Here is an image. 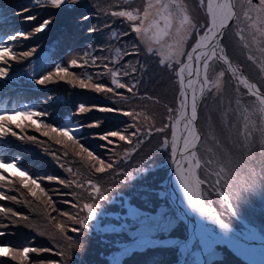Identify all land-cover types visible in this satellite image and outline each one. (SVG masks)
Returning <instances> with one entry per match:
<instances>
[{"label": "trees", "instance_id": "trees-1", "mask_svg": "<svg viewBox=\"0 0 264 264\" xmlns=\"http://www.w3.org/2000/svg\"><path fill=\"white\" fill-rule=\"evenodd\" d=\"M167 1L172 5V0ZM99 2L101 1L84 0L83 5L80 2L76 3L75 11L62 8L45 10L44 14L51 20V23L44 31L36 33V37L31 38V40L27 39L26 43L34 44L25 47L36 48L41 46L39 48L41 50L46 44L50 46L41 70L56 61L61 53L67 52L75 46H80L79 49L82 54L90 51L85 46L86 44L101 46L115 33V26L118 30L120 29L117 20L113 24L112 30L110 28L111 21H107L104 27L97 30L98 33L95 30L88 31L85 20L92 17L89 8L99 4ZM108 2L111 3L112 1ZM24 5L27 6L23 7ZM37 8L36 0H0V38L6 33L10 35L9 32L14 29H18L19 32L30 33L33 23L36 21L38 23L39 17H41L40 13L36 11ZM22 10L27 11L21 13ZM143 10L142 6L139 11L141 16ZM24 14L26 15L21 17ZM29 15H33L32 17L35 19L23 21V18ZM103 16L105 17V14ZM155 21H151L149 18L147 24L149 22V24L155 23L159 27L162 26L161 21ZM136 24L139 25V21ZM93 25L94 23L89 28ZM77 27L75 35L72 36L71 33ZM85 35H88L89 42L85 40ZM137 38L136 36L134 39L135 46L146 57L154 58L158 65L161 64V59L167 63L169 53L159 55L156 50L149 53L146 44L155 39L142 45L139 38L140 43L137 41ZM20 44L22 42L16 41L18 50H21V47L24 48ZM34 54L32 53L30 56ZM170 55L172 56L173 53ZM70 59L73 57L69 58L68 61ZM68 61L61 66L66 67L73 75L80 78L85 77L84 73L76 74L69 67ZM77 62L79 61L77 60ZM82 71H86L85 67ZM50 72L54 73L55 68ZM146 76L139 84L132 82L137 85L133 89L135 95L128 92L127 88L116 90L117 93H122L126 100H118V96H113L111 93L80 90L67 82L71 78L68 76L63 81L53 77V80L45 85H39L36 81H34V86L13 81L11 84L0 87L10 106H14L13 109L22 111L24 106H32V111L46 113L42 117H34L39 123H47L53 127H59L66 119L80 123L83 127H81L79 139L83 146H87L86 148L93 151L98 159L104 160L105 164L111 163L112 165L103 173L95 172L97 166L95 161L88 162L80 155L74 154L75 148L78 146L69 144V147L65 148L63 145L56 144L53 140L37 132L30 121L25 120L29 124L25 126H28L29 130L33 132L36 140L30 142L29 146L18 147L15 155L21 157L23 166L28 170L31 177L37 179L41 187L45 188L48 195L36 199L28 194V190L22 187L20 182L10 189L9 195L15 196L16 201L8 200L7 204L19 211V217L14 220L15 223L11 222L4 225L2 230L7 234L0 236V244H5L17 251L22 250L23 247L36 248L37 252L29 253L26 264H41L40 262L44 259H46L44 264H108L109 255L114 250L136 238L137 235L134 237L133 233L129 232L130 229L143 227L146 233L154 229L144 224L148 218L146 214H154L162 206H165L166 209H172L165 194V177L172 152L171 123L177 113L180 87L176 80H165L164 83H161L166 85L164 89L169 92L167 97L160 99H156L153 95L146 97L145 89L155 91L154 88H149L146 85L152 80H159L148 69ZM92 82H97L95 76H92ZM125 84L127 85V83ZM159 86L162 88L160 83ZM237 90L243 94L241 98L245 102L242 103L245 113L240 114L239 118L236 115V110H233L232 107L228 111L238 118L240 123L243 120L244 122L251 120L252 130L246 134L249 138L248 144L241 140L240 145L238 141L230 140L234 130L227 124L226 119L215 117L209 124L213 130L214 126L216 127L221 145L225 141L227 151L231 154L230 157L234 158L236 163H243V168L253 178L251 184L250 181L246 182L245 188L253 186L255 191L264 190V123L260 119L261 117L264 120V111H261L264 106L259 104L254 95L246 94L243 88ZM237 90L232 91L233 97L238 96ZM262 90L264 92V89ZM255 100L256 103L254 104ZM80 105L85 106L89 111L79 114L78 107ZM255 106L259 107L258 112L254 110ZM100 107H112L120 109V111L101 112L98 110ZM169 108L172 109V112L168 111ZM125 111L135 112L138 115L133 120L131 117L123 115ZM18 119V123L24 126L20 122L21 118ZM255 120L260 122L263 127ZM93 122L99 123L100 126L88 127ZM197 123L200 132L203 133V138L202 141L200 140L196 152L198 151L200 155L204 150L218 153L214 146L209 147L214 132L206 126L204 129L200 117H198ZM132 125L134 127H130ZM126 127L129 128L127 135L132 137L130 141H120L118 138H114L113 143L108 145L107 142L97 138L100 133L123 130ZM161 128L164 131L158 132L157 129ZM205 130L208 131L207 138ZM237 132L238 130H235V133ZM64 139L66 140V138ZM104 146L107 149H104ZM108 152L114 153L115 161H107L110 158L107 155ZM48 176L56 177L57 180H64L71 186L65 187L57 180L48 181ZM121 180H125L123 183L127 190L121 189ZM96 189H99V192ZM246 192L250 193L248 195H252L253 189ZM101 195L103 198H100ZM49 199L51 205L48 204ZM248 202L247 205L252 212L257 211L258 217L264 216V193L259 198L252 196ZM86 203L93 205V219L86 220L87 210L83 207ZM127 204L129 205L127 206ZM219 211L220 215L228 220L230 213L227 208L219 207ZM62 213H69L76 219L85 220V224L81 227L79 224H73L69 219L68 223L62 226L59 222L60 219L68 216L61 215ZM171 216L172 214H169V218ZM92 221L95 222L94 229L90 224ZM98 222L100 230L95 229ZM57 224H60L61 228H57ZM157 224L160 226L159 230L156 228L151 233L156 238H182L186 233L185 226L180 220L169 229L163 228L165 225L159 221ZM117 228L121 230L113 231ZM177 247V245H152L142 251H133L124 256L121 264H173L179 259L180 252ZM215 248L219 249L220 252L225 249L224 246H216ZM226 251L237 264H245L239 257L228 250ZM0 264H20V262L13 261L10 257H0ZM211 264L232 263L225 260L222 255L221 259H212Z\"/></svg>", "mask_w": 264, "mask_h": 264}, {"label": "rangeland", "instance_id": "rangeland-1", "mask_svg": "<svg viewBox=\"0 0 264 264\" xmlns=\"http://www.w3.org/2000/svg\"><path fill=\"white\" fill-rule=\"evenodd\" d=\"M83 1L84 0H78L77 3L80 2L83 5ZM100 1L101 2H99V4L90 6L89 8L90 9L89 12L92 17L90 19L85 20V24L88 31L95 30L96 33H98L97 30L101 29V27H104L107 21H111L112 25H110V28L112 30V26L117 20L120 29L118 30L117 27L115 26L116 29L115 33L110 38H108L107 42L105 41L104 44H102L101 46H95L92 45L91 43L86 44L85 46L90 49V53L92 55L85 57L84 59H81V57H83L84 54L81 53L79 49L80 46L77 47L75 46L70 50H68L67 52L61 53V55L63 56H60L56 61L49 64L48 67H46L44 70H41V66L42 64L45 63V58L48 56V51L50 49V46L48 44H46L44 48L39 50L41 46H37L36 48H30V47L25 48L26 46L30 44L33 45L34 43L31 42L26 43L27 39L20 40L17 42L18 43L22 42V44L20 45H23L24 48L21 47V50H18V45H16V42H10L13 51L16 53L18 57L20 51L22 53L24 51L31 50L32 53L35 54L22 60L19 59L10 60L9 75L6 78H1L0 84L6 85L13 83V81H16L18 83L23 82L34 86V81L38 80L39 78H42L43 75H47L48 72L53 71L56 65L66 64L68 59L73 57L79 61L78 65H83L82 67H73L71 65L69 66L72 68V70L76 72V74L84 73L85 74V77H83L84 79H86L87 76H95L97 82L103 83L110 87H112V85L110 84V80H111L110 75L107 74L103 76L99 75L100 73H106V69L109 67L119 69L120 78L122 82L127 84H130L132 82L139 84V82L142 79H145L147 77L146 71L148 69L151 72V74H154V76L157 77L159 80H152L146 85L149 88L155 89V91L145 89L144 94L146 97L148 95H153L156 99L167 97V94H169V92L164 89L166 85L161 83V82L164 83L165 80H176L180 87V83H179L180 78L176 75V72L179 71L181 65H177L176 63H173L176 62L175 59L173 60L171 59L172 62L171 60L167 59L168 62L171 63L158 65L154 58L146 57L143 54V52H141V50H139L137 46H135L136 43L134 42V39H136L137 36L141 44L143 43L142 41H144L143 44H145L146 41L148 40L147 37L149 36V34L148 33L145 34L143 40L140 35L133 33L131 31V28L133 26L138 25L136 24L137 21L130 22L126 18L116 17L111 15V13L114 11H132L133 14H137L141 10L142 6L145 9V7L147 6L146 3H148L149 6L150 3L152 2L153 4L151 3V7H149V11L152 10L154 11H152V14L149 12L150 20L153 19L156 21H161L162 22V26L160 27L161 29L164 28L165 18H168L170 20L168 35H165L161 38V39L164 38L163 39L164 42L162 43L164 47V52L160 53V50L159 49L157 50L159 46L155 47V45L159 41L151 45L152 50L156 49L160 55L164 53H168L167 49L170 50L169 53H171V51L173 54L176 52L177 50L176 46L179 40L181 39V37L178 35L177 32L181 30V21L183 19V14H187L191 19V21L193 22V24L196 25L195 31L188 36V38L185 40L182 46L183 52L187 53L188 51L192 50L198 36L203 34V29L205 28V26L211 22V15L209 14L207 8L208 0H172V5H170L167 0H145V2H143V0H108V1H112L111 3L106 0H100ZM215 1L216 0H213V3ZM217 2L221 3L226 1L218 0ZM253 2L258 3V0H253ZM229 3H232L234 5L233 10L235 15L232 21L229 23V25L225 27L223 34L220 36L221 46L225 49V54L228 57L229 61L231 62L232 67L236 69L237 75L242 79L247 80L250 84H255V85L257 84L258 85V86L256 85L257 90L262 95H264V92H262L263 91L262 89H264V71H262V68H264V35H261V31H264V29L261 28V25L259 23H255L256 13L250 12L248 10V5L246 0H232V2L229 0ZM39 4L44 5V6H38L36 10L40 13L42 19L40 18L39 19L40 22L38 23L36 22L33 23L32 30L35 29V27H37L44 20H50L49 18H47V15L44 13L46 9H52L53 7L48 6L46 0H39ZM177 4H180L183 7L178 8L176 7ZM25 6L27 5H24L23 7ZM155 6H157V8ZM75 7L77 8L76 3L75 4L65 3L61 5V7L59 8L75 11L76 10ZM153 7H155L156 9ZM155 10L159 12V15L157 18L154 19L153 13L155 12ZM103 14H105V17L103 16ZM25 15L26 14L21 15V17ZM29 16H33V15H29ZM249 17H251L252 19H249ZM24 20L27 19L23 18V21ZM93 23H94L93 27L89 28ZM77 29L78 27L74 29V32L71 33L72 36L73 34L75 35V30ZM15 32H19L18 29H14L9 33L10 35H12ZM78 33H80V31H78ZM7 34L8 33H6L0 38V43H9V41H7V37L10 35ZM33 37H36V33L34 35H31L29 39L31 40V38ZM85 40L87 42L90 41L88 40V35H85ZM147 47H149L148 43H147ZM172 49H174L175 52H173ZM92 56L98 58L102 57L104 59H98L95 64H92L90 62ZM167 57L169 58L171 57V55L168 54ZM249 57H252V59H249ZM85 59L89 61L87 64H85ZM180 59L184 63L189 62L188 60H186L187 59L186 55H181ZM169 64H171V67H169ZM210 65L211 67L208 69V76L210 79L214 80L216 78V74L220 71H224L225 75L224 77H222V86L219 92H216L215 89H212L211 91L206 90L204 94L200 93L199 96L198 117H200L201 124L204 127V129L206 126L208 129H211L214 132V137L211 140L209 147L214 146L218 152L216 153V152H211L209 150H204L202 155H200L198 151L196 152V148L198 145L194 149V151L196 152V156H195L196 159H194V161L196 162L195 163L196 165L198 164L196 170L194 171V177L196 182L199 181L198 187H199L200 197L202 198L201 200L203 201V204L211 210V213L213 215H219L224 223L233 227L236 231L242 232L247 228L245 227V225H247L249 227L254 228L256 231H258V233L261 236L264 237V216L261 215L260 217H258L257 211L252 212L250 210V207H248L247 205V203H249L248 201L252 199V196H256L257 198L262 197V193H264V190L257 188L258 190L255 191V189H253L252 195H248L250 193L246 191H242V189L245 188L246 186V182L250 181L249 183L251 184L253 178L250 177L249 173L243 168L244 167L243 163H236L237 161L234 158L232 159L230 157L231 154L227 151L225 141L223 145H221V139L217 133L216 127L214 126V130H213V128L209 124V122H211L215 117H222L223 119H226L227 124L230 127H232L234 130L232 137H230V140H236L239 142L240 145H241V140L244 141V143L248 144L249 138L246 134L250 133V131L252 130L251 120L247 122H244L243 120V122L240 123L239 122L240 120L234 117L233 114L229 113L228 109H230L231 107L233 110L235 109L236 115L238 117L240 114H244L245 109L242 106V103L245 102H243L241 98L243 94L239 92L237 89L243 88V90H245L246 94L248 95L249 94L252 95V93H250L249 90L243 84L240 83V80L237 79V76H234L232 72L228 70L227 64L219 60H212L210 61ZM194 66H195V61H194V65L192 66V70ZM84 67L86 71H82ZM133 69H135V71H133ZM195 70L196 67L192 71L191 76H189L188 72H187L188 75L184 73V86L188 85L187 82L189 79H191L193 81H196L194 87L195 89H197L196 87L197 81L199 82V79L201 78L200 76L198 77L196 75ZM124 72H128L129 74L125 76L123 75ZM201 77L203 78V71H201ZM159 83L162 85V88H160ZM78 89L90 90L86 88L82 89L79 87ZM233 90H237L238 96L236 97L232 96ZM180 93H181V89H180ZM180 93H179V103L177 106V113L174 119L172 120L171 126L173 124H175L176 127L178 125L179 126L183 125L181 130L184 131L185 121L182 120L181 113L179 114L180 112L179 110L181 108L180 101L182 99ZM255 103L256 100L254 101V104ZM200 106H201V113L199 114ZM24 107L25 108L22 111L31 110L33 108L31 106H24ZM254 110L258 112L259 107L255 106ZM16 111H21V110L16 109L13 110V113L9 114L12 116V122L16 119V116L14 115ZM177 115L178 117H176ZM25 119L26 118H21L20 122L24 126L29 125L25 121ZM260 119L261 122L264 123V120L261 117ZM255 121L260 126L263 127V125L260 122H258L257 120ZM37 122L39 123L38 120ZM63 123L64 124L61 125V127H78L79 130L75 132V136L80 138V133H81L80 123L76 121L72 122L70 119H66V121ZM9 127H10V132L14 131L13 129L14 125L12 123L9 125ZM235 130H238V132L235 133ZM207 133L208 131L206 132L205 130L206 138H207ZM2 138L9 140V143L12 145L22 144V141L17 136L13 137L9 135L7 137H2ZM202 138H203V133H201V139H200L201 141ZM111 139L114 140V138ZM178 147L179 145L177 146V149ZM104 149L107 148H105L104 146ZM201 150H203V148H201ZM77 151H79L78 147L75 148V152ZM191 151L192 150L189 151V155ZM107 155L110 157L109 159H107V161L116 160L114 153L108 152ZM171 155H173L172 152ZM80 157L87 160L88 162H92L90 159L87 158L86 153L81 154ZM5 159H9L8 156ZM5 163H14V161L5 162ZM185 168L187 167L183 162L182 169ZM13 172L18 173L14 169H10L8 171H4L0 169V175H2L5 178L3 181H0V185L6 188L15 187L17 183L13 181L12 178ZM166 176H167V170H166ZM8 180L11 182H7ZM121 182H122L121 189L127 190L126 185L123 183L125 182V180L123 181L121 180ZM238 192L240 193L239 196H237ZM165 194L167 196L168 203L170 204L168 199V194L166 191V177H165ZM161 195L162 194L160 193V196ZM222 196H227L229 198V202H231L232 205L231 211L227 209L230 213V217L228 218V220L224 219L220 215L219 207L227 208L226 203H222ZM128 205L129 204H127V206ZM170 206L172 207V209L171 208L166 209L165 206H162L161 208H159V211H157L156 213L148 214V215L146 214L148 218L144 221V224H147L152 228H154L152 230L154 231L156 228L158 230L160 228V226H158L157 224L158 221L161 222L163 225H165L163 228L169 229L172 225L176 224L178 220H180L185 226V229H187L184 220L179 219L180 216L178 212L175 211L174 207L171 204ZM161 209L162 210L165 209V210L162 212ZM67 214H68L67 217H63L59 221L62 226L68 223L70 215L69 213ZM169 214H172L170 218H169ZM90 224L93 227L95 225V222L92 221ZM98 225L99 222L95 227L96 230H100V227ZM206 225L209 226L212 230L217 231L216 226L215 224H213V222L207 221ZM146 229H149V227H146ZM119 230L121 229L117 228L113 231H119ZM152 231L146 233L143 227L140 228L136 227L130 229L129 232H132L133 233L132 235L134 237L135 235H139L140 237L134 239L128 244L125 245L123 244L120 246V248L114 250L109 255L110 257L108 256L109 257L108 264H112L111 261L113 259L114 260L118 259L119 261L122 258V255L124 256L128 255L130 251H132L133 249L141 250L143 248H146L147 246L155 245L154 243H151V241L163 239L166 241H162V243L160 244L162 246H176V245L178 246V243H173L174 240L172 239L175 237L156 238L153 237V235L151 234ZM216 246H224L226 250H228L229 252L235 255L233 250L228 246H226L225 244L214 243L210 247L204 248L200 240L194 239L188 252H186L187 254L183 260L184 261L183 264L185 263L211 264L212 259L214 258L221 259L222 255L223 258L228 262L232 264H237L231 258V256L228 255V252L225 249H222V251L220 252L219 249L215 248ZM177 249L180 250L179 247H177ZM179 256H182V253H180ZM44 261H46V259L42 260L40 263L44 264ZM116 262H114L113 264H116Z\"/></svg>", "mask_w": 264, "mask_h": 264}, {"label": "snow or ice", "instance_id": "snow-or-ice-1", "mask_svg": "<svg viewBox=\"0 0 264 264\" xmlns=\"http://www.w3.org/2000/svg\"><path fill=\"white\" fill-rule=\"evenodd\" d=\"M38 3V6H44L39 4V0H36ZM78 0H46V3L48 6H51L53 8H59L61 5L65 3H71L75 4ZM248 5V10L250 12L256 13V20L255 23H259L261 25V28L264 29V0H258V3H254L253 0H246ZM151 7V5L149 6ZM176 7L181 8L183 7L180 4H177ZM208 12L211 15V22L205 26L203 29V34L199 35L198 38L195 41V44L191 51H188L187 53L183 52V44L185 40L188 38V36L193 33L196 29V25L193 24L191 19L187 14H183V19L181 21V31L178 32V35L181 37L179 40L176 48V52L169 57L168 59H175L177 65H181L179 68V71L176 72V75L180 78V89H181V101H180V107L182 109H186V112H182L181 116L183 117V120L185 121L184 124V132L186 135L183 136V147L182 149H179L181 156L184 157L185 160L188 162V170H187V177L181 174V183L185 185L186 193L188 191L187 189V183L186 181L191 180L194 178V158L196 156V152L194 149L196 148V142L199 140V136L197 134V126L196 121L198 117V97L196 94V89L194 87L196 81H193L191 79L188 80V88H185L184 86V73L185 71L188 72L189 76L192 75V65L191 63L185 64L181 59V55H186L187 60L189 62L195 61L196 63V75L199 77L201 75V64L203 69V78L199 81L201 84L200 93L204 94L207 91H211L212 89H215L216 92H219L222 86V77H224L225 72L220 71L216 74V78L214 80L210 79L208 76V69L211 67L210 61L212 60H219L224 62L228 65V70L232 72L234 76H237V79L240 80V83L243 84L249 92L252 93L256 97V99L259 101V104L261 106H264V95H262L258 90L257 86L255 84H250L247 80L242 79L237 75V71L235 68L232 67L231 62L229 61L228 57L225 54V49L221 46V41L217 39L218 36H221L223 34V30L226 27V24L228 21L232 20L235 13L233 11L234 5L229 2H221L214 4L213 0H208L207 3ZM23 11L27 10H22ZM20 13V14H21ZM111 15L121 18H126L130 22L139 21V25L133 26L131 28V31L133 33H136L138 35H141V38H144V35L147 34L150 30L153 31L152 39H155L159 41L163 36L168 35V28L170 27V20L168 18H165V25L164 28L161 29L158 24L152 23L147 24L149 16V8H145L143 15L141 16L139 13L133 14L132 11H114L111 13ZM27 20L35 19V17L28 16L25 17ZM249 19H252L249 17ZM51 23V20H44L42 23H40L35 29L32 30L31 33H24V32H15L12 35L7 37V41L9 43H0V78H6L9 75V61L10 60H22L27 57H29L32 54V51H24L19 54V57L16 55V53L13 51L12 45L10 42H16L20 40H26L29 39L31 35H34L35 33H39L45 30L47 26ZM147 25V26H145ZM219 30V31H218ZM261 35H264V31H261ZM148 41H146L147 43ZM148 51L151 52L152 48L149 45ZM92 55L90 51H86L84 53V56L81 57V59H84L85 57H88ZM98 59H104L102 57L98 58L95 56H92L91 63L95 64ZM249 59H252V57H249ZM89 61L85 59V64H87ZM68 63L73 67H82L83 65H78L77 59L73 58L68 61ZM161 64L165 63V60L162 59L160 61ZM169 67H171V64H169ZM135 71V69H133ZM262 71H264V68H262ZM110 75L111 80L110 84L114 87L107 86L103 83L99 82H92V76H87L86 79L80 78L76 75H73L71 72L68 71L66 67H63L61 65H57L55 67L54 73H49L48 75H43L42 78H39L36 80V83L39 85H45L53 80V77L55 76L59 80H65L66 76L71 77L67 80L69 84H72L73 86L79 87V88H86L94 91L95 93H111L113 96H118V100H126V97L122 93H117L116 90L119 89H126L128 92H132L133 95L135 93L133 92V89L136 88L135 83L125 84L122 82L120 78V70L116 68H107L106 73H100V76L103 75ZM128 72H124L123 75H128ZM188 89L192 90L191 100L189 102L187 93ZM117 102V101H114ZM101 112H115L120 111V109L112 108V107H100L98 109ZM87 111H89L88 108H86L83 105H80L78 107V113L84 114ZM169 112H172V109L169 108ZM261 111H264V107L261 108ZM14 115L17 118H26L31 120V123L33 126H35V130L37 132H40L42 136L48 137L49 139L53 140L56 144L63 145L65 148L69 147V144L76 145L79 148V151L75 152L74 154L79 156L81 154L86 153L87 158L91 161H95L96 166L95 172L97 173H103L106 169H109L112 167L111 163L105 164L104 160L98 159L96 155L93 154L92 151H90L88 148L84 147L83 144L80 142V139L75 136V132L79 130L78 127H53L50 124L47 123H38L36 119H32L33 117H42L46 115L44 112L39 111H32V110H26V111H16ZM123 115L131 117L133 120L136 119L137 113L125 111L123 112ZM12 123V116L9 114H0V137H7L9 135L16 137L17 133L14 131L10 132L9 125ZM99 123L93 122L92 124H89L88 127H99ZM17 128H22V125L20 123H16ZM83 127V126H81ZM134 127V125L130 126ZM167 127V125H165ZM129 131V128H124L123 130H112L107 131L105 133L98 134L97 138L101 141L107 142L108 145L113 143V140L111 138H118L120 141H130L132 139L131 136H128L127 133ZM157 131H164L163 128L157 129ZM19 139H24V137H18ZM66 138V140L64 139ZM28 141L35 142L36 138L34 136H27L26 138ZM177 141L178 137L176 136V125H172V145H171V151L173 155L177 153ZM166 143V142H165ZM103 146V145H102ZM191 151L190 155H187L189 151ZM0 169L4 171H8L10 169H14L19 174V182L22 187L26 188L28 190V194L32 197H35L36 199H40L41 196L47 197V192L45 188L41 187L40 183L37 179L32 178L26 171H20L17 167L16 163H5L0 161ZM177 172L180 173V165L177 163ZM5 178L0 175V181H3ZM48 181L57 180L56 177L48 176ZM58 183L63 184L65 187H70L71 185L66 183L64 180H57ZM197 185L199 184V181L196 182ZM254 189L253 186H248L246 188H243L242 191H248ZM97 192H99V189H96ZM240 193H237V196H239ZM100 198H103V195L100 196ZM7 199L10 201H16L15 196H5L3 192H0V200ZM188 202L191 206L198 209L201 214L204 212L203 205H199L197 207L196 205V197L188 193ZM222 203H226L227 209L229 211L232 210L231 202H229V198L227 196H222ZM48 204L51 205V200H48ZM84 209L87 210V217L86 220H89L94 215L93 211V205L91 204H84ZM0 212L2 213H10L12 216H17L18 214L14 212L11 208L7 207H0ZM61 215H68L67 213H62ZM209 216L213 221L220 224L222 228H227L228 225L224 223L219 215H213L211 212H209ZM24 219H27V217H24ZM69 219L72 221L73 224H79L81 227L85 224V220L76 219L75 217L69 216ZM13 223H15L13 221ZM0 227H3V225H0ZM57 228H61L60 224L56 225ZM63 231V229H61ZM7 233L4 231H0V236H4ZM37 252L36 248L33 247H23L22 250H14L12 247H0V257H10L13 261H19L20 264H26V261L28 260L29 253H35Z\"/></svg>", "mask_w": 264, "mask_h": 264}, {"label": "bare ground", "instance_id": "bare-ground-1", "mask_svg": "<svg viewBox=\"0 0 264 264\" xmlns=\"http://www.w3.org/2000/svg\"><path fill=\"white\" fill-rule=\"evenodd\" d=\"M217 1L218 0H216L214 2V4H217L218 3ZM225 1L229 2V0H225ZM149 2H151V1H149ZM151 3H150V5H151ZM146 5L148 6V3H146ZM147 6L145 8H147ZM149 6H148V8H149ZM155 7L157 8V6H155ZM155 7H153V8H155ZM152 11H154V10H152ZM152 11H149V12L152 14ZM158 15H159V12L155 10V12L153 13L154 19L157 18ZM152 20L153 19H151V21ZM148 24H149V22H148ZM153 34H154L153 31L152 32L150 31L149 36L147 37L148 38L147 41L152 40ZM163 39H160L158 43H157V40H154V41L152 40V41L148 42V45H153V44L157 43L158 45L156 44L155 46L156 47L159 46L157 48V50L159 49L160 53H162V52H164V47L162 44L164 42ZM217 39L220 40V36H218ZM142 42L144 43V41H142ZM160 44H162V45H160ZM171 53H172V51H171ZM171 53H169V54H171ZM61 56H63V55H61ZM172 60H171V62H172ZM171 62L167 61V63H171ZM173 63H176V62H173ZM189 63H191V65L193 66L194 61H191ZM195 67H196V63H195L194 68ZM194 68H193V70H194ZM201 71H203L202 64H201ZM185 73H186V75H188L187 71H185ZM200 78L202 79L201 75H200ZM201 79H199V81ZM196 87H197L196 94H197L198 102H199L200 88H201L200 82L197 81ZM185 88H188V85H186ZM191 95H192V90L188 89L187 97H188L189 102L191 100ZM179 111H180V113H182L184 110H182V108H180ZM182 127H183V125L182 126L178 125L176 127V136L178 137V145H179L178 151H179V149H182V147H183V139H180V138H183V136L186 135V133H184V131L181 130ZM188 155H189V153H188ZM194 159H196V158H194ZM180 161L182 162V166H180V173L179 174L177 172V167H176L178 160L174 161V163H173V167H176V169L171 176V181L173 183L174 189L177 192L178 199H179L181 205H178L173 199H172V202L175 204L176 210H177L179 216L183 217L189 225V234H188V238L186 240V243L181 244L182 251L185 250V247H184L185 244H188V247H189L192 244V242L194 241V239H198V240H200V242L204 248L210 247L214 243L225 244L229 248L233 249L245 261H247L248 264H264V237L261 236L258 233V231H256L254 228L249 227L247 225H245V227H247L245 230H243L242 232H238V231H236L230 227L222 228L220 226V224L213 221L211 219V217L209 216V212H211V210L201 202L202 198L200 197L199 187L196 184L195 177L189 181H186L187 189H188V191L186 193L185 185L181 183V174H183L184 176L187 177L188 162H187V160L184 159L183 156L181 157ZM183 162H184L185 166L187 167L185 169H182L183 168ZM195 163L196 162L194 161V163H193L194 171L196 170V167L198 165V164L196 165ZM188 193H191L196 197L197 207H199V205H201V204L203 205V208H204L203 214H201V212L198 209H196L195 207H193L189 204ZM207 221L213 222V224H215V226H216L217 231H214L209 226H207L206 225ZM116 261H118V259H116V260L113 259L111 262L113 264ZM121 261L122 260H119L118 262H116V264H121Z\"/></svg>", "mask_w": 264, "mask_h": 264}, {"label": "water", "instance_id": "water-1", "mask_svg": "<svg viewBox=\"0 0 264 264\" xmlns=\"http://www.w3.org/2000/svg\"><path fill=\"white\" fill-rule=\"evenodd\" d=\"M231 2H232V0H230ZM234 11V10H233ZM232 20H230V21H228L227 22V24H226V27L229 25V23L231 22ZM223 32H224V30H223ZM194 61V60H193ZM189 62H186L185 64H188ZM194 65V64H193ZM185 112L187 111L186 109L184 110ZM179 114H180V112H179ZM178 114V115H179ZM178 115L176 116V117H178ZM182 120H183V117H182ZM184 121V120H183ZM196 126H197V134H198V136H199V140H200V138H201V133H200V131H199V129H198V125H197V121H196ZM180 138V137H179ZM180 139H182V138H180ZM199 140L196 142V146H197V144L199 143ZM178 142V141H177ZM177 146H178V143H177ZM179 148V147H178ZM181 153L179 152V151H177V153L175 154V156L174 155H172L171 156V159H170V161H169V164H168V168H167V176H166V191H167V194H168V199H169V202H170V204L174 207V209H175V211H177L176 210V206H175V204L172 202V199L178 204V205H181V203H180V201H179V199H178V195H177V192H176V190L174 189V186H173V183H172V181H171V176H172V174H173V172L175 171V169H176V167H173V163H174V161H177L178 160V163H179V165L180 166H182V162L180 161V159H181ZM201 202L203 203V201L201 200ZM181 219H183L184 220V222H185V224H186V226H187V231H186V235H185V237L184 238H182V239H174V242L175 243H178V245H179V248L181 249V244L182 243H186V240H187V238H188V234H189V225H188V223H187V221L183 218V217H180ZM228 227H230V228H232V229H234L233 227H231V226H229L228 225ZM235 230V229H234ZM184 247H185V250L182 252V256H181V258L176 262V263H173V264H181V262H182V260H183V258H184V256H185V254H186V252L188 251V249H189V247H188V244H185L184 245Z\"/></svg>", "mask_w": 264, "mask_h": 264}, {"label": "clouds", "instance_id": "clouds-1", "mask_svg": "<svg viewBox=\"0 0 264 264\" xmlns=\"http://www.w3.org/2000/svg\"><path fill=\"white\" fill-rule=\"evenodd\" d=\"M39 18H41V17H39ZM41 19H42V18H41ZM36 22H37V21H36ZM38 22H40V21H38ZM172 50H173V52H175L174 49H172ZM169 51H170V50H168V53H169Z\"/></svg>", "mask_w": 264, "mask_h": 264}, {"label": "crops", "instance_id": "crops-1", "mask_svg": "<svg viewBox=\"0 0 264 264\" xmlns=\"http://www.w3.org/2000/svg\"><path fill=\"white\" fill-rule=\"evenodd\" d=\"M158 45V44H157ZM156 47V46H155Z\"/></svg>", "mask_w": 264, "mask_h": 264}]
</instances>
